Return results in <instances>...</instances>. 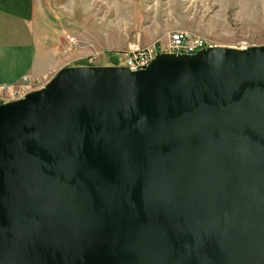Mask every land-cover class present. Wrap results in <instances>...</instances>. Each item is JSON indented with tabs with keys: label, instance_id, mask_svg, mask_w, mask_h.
<instances>
[{
	"label": "water",
	"instance_id": "obj_1",
	"mask_svg": "<svg viewBox=\"0 0 264 264\" xmlns=\"http://www.w3.org/2000/svg\"><path fill=\"white\" fill-rule=\"evenodd\" d=\"M0 264H264V44L0 103Z\"/></svg>",
	"mask_w": 264,
	"mask_h": 264
},
{
	"label": "rangeland",
	"instance_id": "obj_2",
	"mask_svg": "<svg viewBox=\"0 0 264 264\" xmlns=\"http://www.w3.org/2000/svg\"><path fill=\"white\" fill-rule=\"evenodd\" d=\"M38 36L55 33L65 63L122 64L131 45L188 31L215 45L264 44V0H33ZM49 35V34H48ZM78 47H69L68 37ZM34 80H36L34 78ZM44 81L34 82L39 87Z\"/></svg>",
	"mask_w": 264,
	"mask_h": 264
},
{
	"label": "crops",
	"instance_id": "obj_3",
	"mask_svg": "<svg viewBox=\"0 0 264 264\" xmlns=\"http://www.w3.org/2000/svg\"><path fill=\"white\" fill-rule=\"evenodd\" d=\"M33 5V0H0V83L15 84L23 76L45 83L63 66L86 65L64 62L53 31L41 41Z\"/></svg>",
	"mask_w": 264,
	"mask_h": 264
},
{
	"label": "built area",
	"instance_id": "obj_4",
	"mask_svg": "<svg viewBox=\"0 0 264 264\" xmlns=\"http://www.w3.org/2000/svg\"><path fill=\"white\" fill-rule=\"evenodd\" d=\"M68 43L69 47L72 49L79 46L77 40L72 36L68 37ZM212 46L216 45L208 38L195 35L188 31L178 30L172 33L164 43L153 42L142 48L131 45L125 52L122 64H118L117 62L113 63L126 66L129 70L135 71L147 66L156 54L161 52L192 54L202 48ZM241 47L243 48L246 46ZM85 64L94 65V58H89ZM33 85L34 81H31L27 76H23L21 80L15 84L0 83V103L24 97L26 93L35 89Z\"/></svg>",
	"mask_w": 264,
	"mask_h": 264
},
{
	"label": "bare ground",
	"instance_id": "obj_5",
	"mask_svg": "<svg viewBox=\"0 0 264 264\" xmlns=\"http://www.w3.org/2000/svg\"><path fill=\"white\" fill-rule=\"evenodd\" d=\"M44 84V82L40 85V87L42 86ZM37 88H39V87H37ZM36 89V88H35Z\"/></svg>",
	"mask_w": 264,
	"mask_h": 264
}]
</instances>
